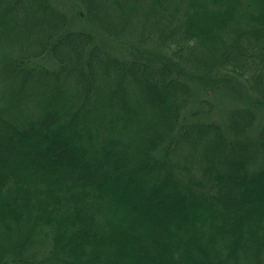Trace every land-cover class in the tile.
Here are the masks:
<instances>
[{"label":"trees","instance_id":"obj_1","mask_svg":"<svg viewBox=\"0 0 264 264\" xmlns=\"http://www.w3.org/2000/svg\"><path fill=\"white\" fill-rule=\"evenodd\" d=\"M0 264H264V0H0Z\"/></svg>","mask_w":264,"mask_h":264},{"label":"rangeland","instance_id":"obj_2","mask_svg":"<svg viewBox=\"0 0 264 264\" xmlns=\"http://www.w3.org/2000/svg\"><path fill=\"white\" fill-rule=\"evenodd\" d=\"M60 4H61V2H59ZM59 4V5H60ZM64 8V10L62 9V11H64L68 16H70V17H73V20H74V25L76 26V28H82V27H84L83 26V22L82 21H80V19L78 18V16H76V14H75V10L73 9H71L70 7V9L68 10V9H65L66 8V6L65 7H63ZM68 10V11H67ZM83 29V28H82ZM43 62H45L47 65H49L50 66V64H51V62H50V60L49 59H47V60H44ZM221 87L223 88V89H221ZM230 88V87H229ZM226 90H228V87H225V85H223V84H220V83H218L217 84V88L215 89V92H217V93H215L216 95L214 96V93L212 94V92H208V97H210L211 96V98H213V96H214V99H216V101H220L221 100V103L219 104V106H218V109H221L222 110V108L224 109V104L222 103V101H224L225 103L228 101V98H226V99H224L223 98V94H221V92H226ZM218 92H220V93H218ZM218 104V103H217ZM226 105V104H225ZM230 106H232L231 105V102H228L227 103V108H229ZM220 117V115H218V112L216 113H214V115H213V118H212V120H217L218 118Z\"/></svg>","mask_w":264,"mask_h":264}]
</instances>
